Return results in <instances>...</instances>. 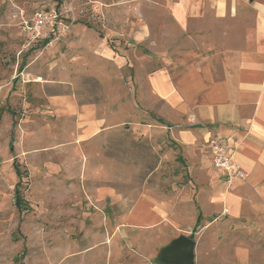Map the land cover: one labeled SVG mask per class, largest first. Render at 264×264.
I'll list each match as a JSON object with an SVG mask.
<instances>
[{
	"label": "rangeland",
	"instance_id": "obj_1",
	"mask_svg": "<svg viewBox=\"0 0 264 264\" xmlns=\"http://www.w3.org/2000/svg\"><path fill=\"white\" fill-rule=\"evenodd\" d=\"M165 6L0 0V264H164L161 249L192 234L195 264H264V196L213 165L209 140L233 147L217 133L183 142L179 132L198 117L152 91L150 74L173 70L186 50ZM54 7L72 23L65 37L21 34L23 16ZM87 106L99 121L91 130ZM223 192L239 197L235 208ZM144 195L164 216L131 225Z\"/></svg>",
	"mask_w": 264,
	"mask_h": 264
},
{
	"label": "crops",
	"instance_id": "obj_2",
	"mask_svg": "<svg viewBox=\"0 0 264 264\" xmlns=\"http://www.w3.org/2000/svg\"><path fill=\"white\" fill-rule=\"evenodd\" d=\"M164 3L179 30V46L186 50L178 55L179 65L170 63L173 70L167 66L150 74L154 96L181 117L192 111L198 117V123L187 121L190 125L179 132L183 142L208 141L212 133L225 138L233 147L235 160L248 173L246 182L240 183L243 192L258 191L264 196V0ZM190 46H195L194 52L188 51ZM168 54L169 61L175 59L172 51ZM189 58L195 62L184 63ZM95 109L87 106L83 110L91 119L87 130L99 126L93 116ZM168 113L171 117V111ZM222 197L234 208L238 204L237 195L223 192ZM157 204L148 195L140 196L128 222L139 227L157 223L164 216ZM257 208L264 211V203ZM141 211L150 217H141ZM201 219L199 213L196 231Z\"/></svg>",
	"mask_w": 264,
	"mask_h": 264
},
{
	"label": "built area",
	"instance_id": "obj_3",
	"mask_svg": "<svg viewBox=\"0 0 264 264\" xmlns=\"http://www.w3.org/2000/svg\"><path fill=\"white\" fill-rule=\"evenodd\" d=\"M72 26L71 21L63 11L57 8L39 9L30 15L22 17L19 21V28L29 41H58L65 37ZM212 151L213 165L223 170L227 176L245 180L244 171L236 162L230 147L219 137H212L209 140Z\"/></svg>",
	"mask_w": 264,
	"mask_h": 264
},
{
	"label": "water",
	"instance_id": "obj_4",
	"mask_svg": "<svg viewBox=\"0 0 264 264\" xmlns=\"http://www.w3.org/2000/svg\"><path fill=\"white\" fill-rule=\"evenodd\" d=\"M196 244L191 235H181L161 249L160 261L164 264H195Z\"/></svg>",
	"mask_w": 264,
	"mask_h": 264
},
{
	"label": "trees",
	"instance_id": "obj_5",
	"mask_svg": "<svg viewBox=\"0 0 264 264\" xmlns=\"http://www.w3.org/2000/svg\"><path fill=\"white\" fill-rule=\"evenodd\" d=\"M18 166V164L17 163H15V169H16V173H17V175H18V177H21V171L20 170H17V167ZM17 188H19V186H17ZM16 201L18 202V204H22L21 203V201H22V199H21V196L19 195V192H18V194H17V198H16ZM21 207V206H20ZM199 220L197 221V225L199 224ZM196 225V226H197ZM196 231V227H194V229H193V233ZM191 237H193V234L191 235Z\"/></svg>",
	"mask_w": 264,
	"mask_h": 264
}]
</instances>
